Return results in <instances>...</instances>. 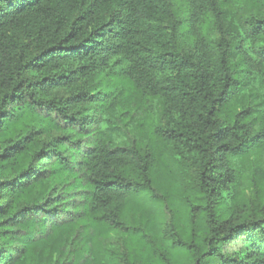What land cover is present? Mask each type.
Returning <instances> with one entry per match:
<instances>
[{"label":"trees","instance_id":"trees-1","mask_svg":"<svg viewBox=\"0 0 264 264\" xmlns=\"http://www.w3.org/2000/svg\"><path fill=\"white\" fill-rule=\"evenodd\" d=\"M247 1L0 0V264H264L246 195L264 188V9ZM128 103L146 146L107 132ZM125 228L133 260L104 247Z\"/></svg>","mask_w":264,"mask_h":264},{"label":"rangeland","instance_id":"rangeland-1","mask_svg":"<svg viewBox=\"0 0 264 264\" xmlns=\"http://www.w3.org/2000/svg\"><path fill=\"white\" fill-rule=\"evenodd\" d=\"M256 4L259 5L256 8L264 9V0H255ZM240 7H244L245 11H249L250 5L247 0H239ZM183 5L180 4L178 6V10L183 12ZM59 93L65 95L67 91L65 89L59 90ZM132 103H128L124 107V112L121 114H116L111 117V120L114 121L111 128H108V134L111 135L112 141L117 145H132L138 143L140 145L146 146L151 138L150 127L146 120V116L143 111H134L131 110ZM130 106V107H128ZM46 115V113H43ZM104 128H107V124L104 125ZM53 133H56L54 131ZM75 139L78 138L74 136ZM89 138L88 135H83L82 143H88ZM86 147V144L85 146ZM242 168H250L251 164L243 161ZM194 178L190 174H185L183 176V184L193 183ZM264 188L261 185H255L254 187L247 190L246 195L250 199L251 204L254 208H258L264 202ZM147 195V193L145 194ZM149 215L147 210L141 212L135 208H130L126 214V225L128 226H142L144 224L146 216ZM135 238L132 235L131 228L124 229L114 233L109 239L104 241V247H106L110 252L113 253H123L126 252L130 259L133 260L132 257V249L135 246ZM85 247V241L82 239L81 235H76L73 237V241L66 247V252H73L78 249H83ZM88 258L90 257L89 253H86ZM72 255L66 256L67 259L71 258ZM65 259V264H72ZM72 261V260H71ZM85 259L82 261L84 263ZM81 263V264H82ZM136 264H141V260L136 262Z\"/></svg>","mask_w":264,"mask_h":264},{"label":"flooded vegetation","instance_id":"flooded-vegetation-1","mask_svg":"<svg viewBox=\"0 0 264 264\" xmlns=\"http://www.w3.org/2000/svg\"><path fill=\"white\" fill-rule=\"evenodd\" d=\"M84 146H82V148H83Z\"/></svg>","mask_w":264,"mask_h":264},{"label":"water","instance_id":"water-1","mask_svg":"<svg viewBox=\"0 0 264 264\" xmlns=\"http://www.w3.org/2000/svg\"><path fill=\"white\" fill-rule=\"evenodd\" d=\"M82 142H80V144H81Z\"/></svg>","mask_w":264,"mask_h":264}]
</instances>
